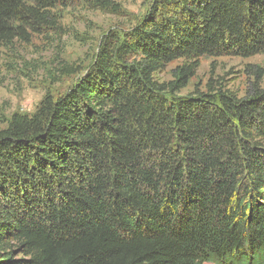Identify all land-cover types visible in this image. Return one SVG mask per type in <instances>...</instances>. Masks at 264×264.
Returning <instances> with one entry per match:
<instances>
[{"label": "trees", "instance_id": "1", "mask_svg": "<svg viewBox=\"0 0 264 264\" xmlns=\"http://www.w3.org/2000/svg\"><path fill=\"white\" fill-rule=\"evenodd\" d=\"M79 1L117 9L0 0V46ZM258 54L264 0H155L106 35L68 91L0 129V264H264V87L180 94L202 57Z\"/></svg>", "mask_w": 264, "mask_h": 264}, {"label": "rangeland", "instance_id": "2", "mask_svg": "<svg viewBox=\"0 0 264 264\" xmlns=\"http://www.w3.org/2000/svg\"><path fill=\"white\" fill-rule=\"evenodd\" d=\"M112 1L117 5L115 11L92 9L82 1L60 8L57 31L29 32L26 40L0 46V129L13 112H34L46 93L59 96L68 91L87 72L103 38L112 32L132 31L155 2ZM180 63H170L158 78L172 79V69ZM209 81L239 97L258 83L264 87V54L202 57L180 94L204 91Z\"/></svg>", "mask_w": 264, "mask_h": 264}]
</instances>
